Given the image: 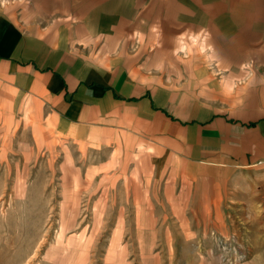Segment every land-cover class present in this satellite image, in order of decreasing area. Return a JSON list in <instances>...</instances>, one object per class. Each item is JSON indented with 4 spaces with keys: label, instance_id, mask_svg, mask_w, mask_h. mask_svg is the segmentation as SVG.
Returning <instances> with one entry per match:
<instances>
[{
    "label": "rangeland",
    "instance_id": "rangeland-1",
    "mask_svg": "<svg viewBox=\"0 0 264 264\" xmlns=\"http://www.w3.org/2000/svg\"><path fill=\"white\" fill-rule=\"evenodd\" d=\"M0 10L70 51L142 69L170 108L213 111L250 138L236 168L190 165L128 114L79 145L41 106L0 108V264H264V140L243 127L264 119V0H0Z\"/></svg>",
    "mask_w": 264,
    "mask_h": 264
},
{
    "label": "crops",
    "instance_id": "crops-1",
    "mask_svg": "<svg viewBox=\"0 0 264 264\" xmlns=\"http://www.w3.org/2000/svg\"><path fill=\"white\" fill-rule=\"evenodd\" d=\"M171 99L142 69L70 51L57 37L24 31L0 10V108L18 113L20 107L41 106L57 132L79 145L103 138L113 117L128 114L182 146L190 165L236 168L244 162L240 154L250 138L238 122L208 110L192 117L170 108ZM243 127L258 129L264 140V119Z\"/></svg>",
    "mask_w": 264,
    "mask_h": 264
},
{
    "label": "trees",
    "instance_id": "trees-1",
    "mask_svg": "<svg viewBox=\"0 0 264 264\" xmlns=\"http://www.w3.org/2000/svg\"><path fill=\"white\" fill-rule=\"evenodd\" d=\"M261 121V120H260ZM260 121H256V122H251L249 124H245L244 126L248 127V128H254L257 126V124L260 122Z\"/></svg>",
    "mask_w": 264,
    "mask_h": 264
}]
</instances>
